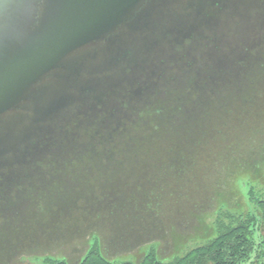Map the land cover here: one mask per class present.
Masks as SVG:
<instances>
[{
	"label": "trees",
	"instance_id": "trees-1",
	"mask_svg": "<svg viewBox=\"0 0 264 264\" xmlns=\"http://www.w3.org/2000/svg\"><path fill=\"white\" fill-rule=\"evenodd\" d=\"M257 49L240 86L201 91L168 71L164 94L126 102L118 129L99 117L0 187V264L26 254L70 264L45 255L69 249H87L79 264H264V42Z\"/></svg>",
	"mask_w": 264,
	"mask_h": 264
},
{
	"label": "water",
	"instance_id": "water-1",
	"mask_svg": "<svg viewBox=\"0 0 264 264\" xmlns=\"http://www.w3.org/2000/svg\"><path fill=\"white\" fill-rule=\"evenodd\" d=\"M263 42L264 0H0V187L80 127L118 129L168 71L240 86Z\"/></svg>",
	"mask_w": 264,
	"mask_h": 264
},
{
	"label": "flooded vegetation",
	"instance_id": "flooded-vegetation-1",
	"mask_svg": "<svg viewBox=\"0 0 264 264\" xmlns=\"http://www.w3.org/2000/svg\"><path fill=\"white\" fill-rule=\"evenodd\" d=\"M134 98H130L129 100H128V102L129 101H132ZM85 251V252H84ZM68 252V251H67ZM67 252H65V251H63V253L62 252H59V251H57V252H46L45 253V255H53L52 257H54V258H62V257H65L66 258V260L70 263V264H79L81 261H82V259H83V257H84V255H85V253L87 252V249L85 250V249H83L82 251L81 250H74V249H70V254H66ZM75 252H77V253H80V254H78L77 255V257H75L76 258V260H72L73 258H74V253ZM40 254V253H39ZM35 254H30V255H25V257L22 259V260H20V262L18 263V264H29V263H34V264H37V263H35L34 261H32V260H37V261H39V263L38 264H56L55 262H44L43 261V258H42V256H37V257H35L34 256ZM41 255V254H40Z\"/></svg>",
	"mask_w": 264,
	"mask_h": 264
},
{
	"label": "rangeland",
	"instance_id": "rangeland-1",
	"mask_svg": "<svg viewBox=\"0 0 264 264\" xmlns=\"http://www.w3.org/2000/svg\"><path fill=\"white\" fill-rule=\"evenodd\" d=\"M240 195H241V196H240L241 198L244 197L243 194L240 193ZM200 241H201V240H197V239L190 241L186 246L183 247V250H182L181 252L186 251L187 249H189V247L194 246V245L200 243ZM85 250H86V249H85ZM172 250H173V249H172ZM53 252L55 253L56 251H53ZM84 252H85V251H84ZM80 253H81V252H80ZM80 253L75 252V253H74V258H73L72 260H73V261L76 260L75 257H77V255L80 254ZM66 254H70V249H69V251H68ZM134 256H135V255H134ZM126 257H128V256H126ZM139 257H140V256H139ZM122 259H125V260H131V259H129V258H122ZM132 260H135V258H132ZM32 261H34V262L37 263V264L39 263V261H37V260H32ZM29 264H34V263L32 262V263H29Z\"/></svg>",
	"mask_w": 264,
	"mask_h": 264
}]
</instances>
